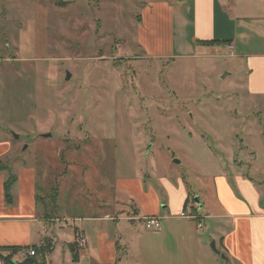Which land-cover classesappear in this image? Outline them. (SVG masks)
Instances as JSON below:
<instances>
[{
  "label": "rangeland",
  "instance_id": "374dc122",
  "mask_svg": "<svg viewBox=\"0 0 264 264\" xmlns=\"http://www.w3.org/2000/svg\"><path fill=\"white\" fill-rule=\"evenodd\" d=\"M138 1L0 0V143L14 146L7 163L36 169L51 215L122 218L106 220L119 243H105L107 264H227L199 213L218 210V172L264 177V102L247 97L241 63L215 50L145 58ZM156 204L168 217L149 231L142 216Z\"/></svg>",
  "mask_w": 264,
  "mask_h": 264
},
{
  "label": "crops",
  "instance_id": "0c3cea01",
  "mask_svg": "<svg viewBox=\"0 0 264 264\" xmlns=\"http://www.w3.org/2000/svg\"><path fill=\"white\" fill-rule=\"evenodd\" d=\"M138 2L137 8L140 5L143 8L136 17L135 40L145 58L177 62L201 59L215 50L217 54L241 63L247 97L264 102V22H261L264 16H261V0H257V5L254 0L243 3L239 0ZM205 42L213 44L206 45ZM25 147L24 151L28 149ZM13 150L11 143H0V264H5L3 258L6 257L15 264H21L26 259L21 252L43 245L48 247V251L40 260L50 264H107L112 261V255L106 253L105 243L113 249L118 242L106 239V220L118 223L122 218L114 219L105 214L101 218L66 215L67 219H61V216L51 215V209L55 207L58 210V207L51 205L50 191L45 193L40 188L36 169L20 158L7 163ZM251 169L254 174L247 178L237 173L232 178L225 172H218L215 178L218 210L206 215L199 213L204 220L210 221L212 236L219 240L227 264H261L263 261L264 177L257 167L251 166ZM11 177H14V183L10 189L11 202L7 203L4 185ZM54 196L56 198V193ZM157 205H148L142 218L157 217L160 221L167 218ZM142 218L124 219L142 221ZM62 221L75 223L76 227L69 230L68 223L63 224ZM198 226L197 229L202 228ZM89 232L97 239V249L89 247L87 250ZM79 238L85 239L86 246L71 249ZM12 248L25 250L16 253L7 250Z\"/></svg>",
  "mask_w": 264,
  "mask_h": 264
},
{
  "label": "trees",
  "instance_id": "16d2710c",
  "mask_svg": "<svg viewBox=\"0 0 264 264\" xmlns=\"http://www.w3.org/2000/svg\"><path fill=\"white\" fill-rule=\"evenodd\" d=\"M55 5L58 7H62V4H60L58 1H55ZM206 45H212L213 43H204ZM14 183V177L9 178L4 185V190H5V198H6V202H11V196H10V189L12 187ZM187 203L185 204L184 208H186ZM75 247H77V243H73L71 245V249H75ZM33 251L35 252V256L31 257V258H26L21 264H41L40 259H42L44 257V255L47 253L48 251V247L46 246H41V247H33L32 248ZM12 253H16L18 251L21 250H25V249H16V248H12V249H7ZM3 262L5 264H15L13 262H11V259L9 257L3 258Z\"/></svg>",
  "mask_w": 264,
  "mask_h": 264
},
{
  "label": "built area",
  "instance_id": "2783aa9c",
  "mask_svg": "<svg viewBox=\"0 0 264 264\" xmlns=\"http://www.w3.org/2000/svg\"><path fill=\"white\" fill-rule=\"evenodd\" d=\"M180 218L182 219H194L195 216H192L190 211H184V213L180 214ZM145 228L149 231H159L161 229L160 220L157 217H147L144 219ZM200 227V225L198 226ZM79 248H84L86 246V241L84 238H79L78 241ZM23 258L33 257L35 256V252L33 250H27L26 252H21Z\"/></svg>",
  "mask_w": 264,
  "mask_h": 264
},
{
  "label": "water",
  "instance_id": "95a60500",
  "mask_svg": "<svg viewBox=\"0 0 264 264\" xmlns=\"http://www.w3.org/2000/svg\"><path fill=\"white\" fill-rule=\"evenodd\" d=\"M69 79H70V75L69 74H67V77H66V81H69ZM17 138V137H16ZM26 149V147H24V150ZM212 248L214 249V243L212 244Z\"/></svg>",
  "mask_w": 264,
  "mask_h": 264
}]
</instances>
